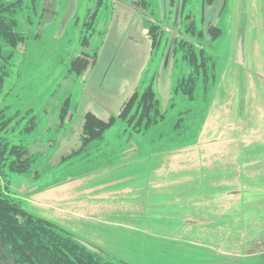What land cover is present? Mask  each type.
Returning a JSON list of instances; mask_svg holds the SVG:
<instances>
[{
  "label": "rangeland",
  "instance_id": "1",
  "mask_svg": "<svg viewBox=\"0 0 264 264\" xmlns=\"http://www.w3.org/2000/svg\"><path fill=\"white\" fill-rule=\"evenodd\" d=\"M59 1L57 19L51 23L43 21L37 25L39 17L37 18L32 10L27 9V13L22 12L19 17V29L26 35L23 47L15 50L8 47L3 52L4 55L9 54L7 60L9 65L4 69L7 72V82L4 92L0 94V107L6 108L8 116L16 115L13 123V142L17 144L22 142L25 146L34 147V150H40V154L35 157L32 164L33 172H39L36 178H33V172H7L3 178L0 177V187L2 181L8 182L11 188L23 197V192H18L23 183L28 186L45 187L58 181L66 183L69 180L79 179L86 185L77 190L78 186L69 184L66 186L69 194L64 196L67 198L73 196L75 200L79 199L78 203L69 200L55 207H61L59 209L61 212L57 213L69 218L60 223L85 243L99 246L104 258H110L120 264H249L248 260L240 259L238 262L237 257L260 251L256 244L253 246L246 244L255 236L252 232L253 225H246L238 231L235 226L240 223L239 216L231 215L230 218L225 215L226 212L233 213L236 210L229 201L237 197L235 202L240 199L242 185L237 184L240 196H234L228 191L207 198L204 194L200 196L193 194L190 188L195 186L189 181L195 179V175L200 176L204 166L209 169L222 166L227 168L228 166L224 165L240 161L237 155L241 149L247 147V129L242 125L243 118L237 117L234 109L231 112V108L234 101H239L240 85L247 87L250 86L249 80L254 81L249 72L256 71L255 68H258L261 62L263 66L260 67L264 68V39L263 42L259 40L260 34L264 38V8H261L264 0H227L221 15L218 16L217 24L222 29V33L206 46L211 62H215V66L213 65L215 71L213 70L212 73L216 74V77L212 84L211 81L206 83L199 80L194 98L184 93L182 89H179L178 93L174 91L178 85L177 75L180 73L178 69L174 70L172 76V89L166 92L161 88L163 85L161 53L164 52V46L156 51L158 54L154 55L149 67L141 73V76L138 74L139 76L134 79L136 70L132 74L126 73V76H122L131 82H122V77L113 78V89L121 92L112 101L105 103L107 108L104 109L111 114L117 112L122 103L119 104V100L126 101L136 87V90L142 94L153 79V88L157 93V99L161 102V110H166L165 118L148 128H143L145 126L143 123L139 131L130 127L131 124L127 125L117 120L106 130L102 139L91 142L84 150L69 157L67 155L70 154L71 149L77 148V140L72 142L69 149L66 148L67 133L73 124L68 121L60 124L58 113L52 114L46 105L52 102L53 97L60 100L64 91L69 92L71 111L75 114L74 120L79 116L80 111H95L98 110V106L95 101L88 102V99L84 98V85L86 86L84 82L88 84L90 80L85 81L87 77L69 74L70 64L80 49L82 34L79 33V25H72V20L66 25L67 32L64 35L60 34L63 18L71 0ZM77 1L81 12L87 6L86 3H90L88 0ZM150 2L155 17L162 19L163 6L159 0H150ZM25 3H30V0H25ZM221 5L222 0H219L207 12L209 24L215 19ZM29 6L31 8V4ZM188 8L191 9L193 18L200 20L202 0H190L186 9ZM40 9L39 3L38 13ZM253 12L256 14H251ZM25 16H30L32 25ZM109 16L102 12L99 17L108 22ZM240 31L245 38V69L240 67L236 59V43ZM140 39L144 46L141 36ZM95 40L97 43L94 41L93 46L101 44V36H95ZM137 59L139 65L145 58L139 55ZM98 77L99 74H96L94 78ZM242 102L244 104L246 100ZM216 107L223 110L220 111ZM212 110L214 111L211 113ZM111 114L105 112L101 116L108 118ZM209 115L211 116L210 133L197 145L147 156L157 153V150L164 151L197 142L206 127ZM31 116H36L38 119L35 128L23 131L27 123L31 125ZM21 117L25 119L21 121ZM53 118L57 123L51 122ZM238 119L240 122L237 125ZM219 125L221 128L217 131ZM238 128L244 129L242 131L244 136L239 138L240 140L234 138ZM236 137L238 138V135ZM224 153L229 154V157L226 158ZM63 156L67 158L62 159ZM258 158V156H250L253 160L251 164H254ZM144 168L148 170L147 176L142 170ZM128 171L133 173H127ZM142 177H145L144 194L154 195L160 188L156 198L145 196L143 205L141 200L136 198L139 190L131 193L120 189L122 192L120 193L113 189L123 187V184L118 186L106 182L115 178L117 180L114 181L115 183L128 182L134 185L137 182L136 186H138L137 184H140L138 180ZM93 184L101 186L92 189L89 186L93 187ZM111 185L113 188L110 187ZM81 189L86 191L79 195L78 191ZM170 194L175 196L170 199L171 203L178 206L189 204L182 200L185 197L198 200L193 201L194 206L190 205L181 214L178 229L165 231L164 236L152 235L154 232L152 224H144V222L159 218L160 206L165 205L164 201ZM122 195L124 197L119 199L121 201H117V197ZM131 196L133 198H129ZM16 200L32 212L42 215L46 213L47 216L55 213L37 201L28 204L24 200ZM214 202L222 204L224 207L222 213L219 210L215 213L205 211L207 206H211L210 204ZM142 207L144 214L131 212L140 211ZM93 208L94 217L97 218L95 221L91 215ZM230 220L232 222H229ZM256 232L262 234L257 229ZM153 236H159L161 240ZM226 253H232V258L225 259ZM261 259L254 257L250 261L258 264Z\"/></svg>",
  "mask_w": 264,
  "mask_h": 264
},
{
  "label": "flooded vegetation",
  "instance_id": "2",
  "mask_svg": "<svg viewBox=\"0 0 264 264\" xmlns=\"http://www.w3.org/2000/svg\"><path fill=\"white\" fill-rule=\"evenodd\" d=\"M189 1L190 0H159L160 4L163 6L164 14V17L159 20L155 17L154 10L151 8L150 0H106V2L105 0H88L90 3H86L87 6L82 12L80 11L78 1L76 0V7L73 11L74 14L70 20H72L73 26L79 25V33L82 34V40L80 49L78 50L79 52L77 50L75 51L78 53L70 64L68 70L69 74L88 77L91 73L100 70L102 76L101 86L105 91L110 92V90L113 89V78H121L127 74H132L136 70L134 79L139 76L138 74L141 76V73H144L149 67L150 61L153 59L154 55L158 54L156 51L164 46V52L162 51L161 53L163 67L162 75L164 79L161 88L166 92H169L170 89H172V76L174 75V70L178 69V73H180L177 75V93L179 89H182L184 93L190 95L195 87L198 86L197 84L199 80H203L206 83L209 81V71L207 72L206 66L207 61L210 62L211 60L210 56H208L206 46L222 33V29L209 24L207 20V12L213 8L214 3L219 0H202V15L200 20L193 18L191 9H186ZM39 3L41 4V9L38 13ZM226 3L227 0H222V5L218 11L219 16ZM29 4H31V8ZM27 9L32 10L37 18L39 17L37 25L43 21H50L48 23H51L57 19V14L60 9V1L30 0V3H25V0H0V28L2 29L4 25L9 26V34L5 29L3 30V34H0V94L4 92V87L7 82V72L4 69L9 65V62H7L9 54L4 55L3 52L5 51V48L8 47L13 48L14 50L18 48L22 49V44L26 40V35L19 29V17H21L22 12L27 13ZM102 12L103 14L110 15L108 22L100 19L99 16ZM25 17L29 24L32 25L33 21L30 19V16ZM69 21L62 23L60 34L64 35L67 32L66 25ZM11 33L16 34L18 37L15 44L12 42V39L9 40L8 38V35ZM95 36H101L102 40L101 44L96 47L93 46L95 42L97 43ZM140 36L143 38L142 40H144V46L141 43ZM139 55L145 59H142V63L138 65L137 56ZM213 70L214 67L212 68V71ZM164 77L168 80H165ZM85 81H87L86 78ZM121 81L123 82V77ZM128 81L131 82V80L124 78L125 83ZM153 82L152 79L149 82V86H147L151 90H154ZM161 82L162 81H160V84ZM84 83L87 84L86 82ZM86 87L87 86L84 85V88ZM88 87H92L96 91L95 78H92V82L88 83ZM147 87L144 92H146ZM136 89L137 87L132 92V95L134 93L135 95H131V100L133 101L137 97L136 95L138 91ZM55 98L56 97H53L52 102L47 104L46 107L50 109L52 114L55 112L58 113L59 123L65 124L68 121L73 125H77L76 127H72L67 133V149L70 148L72 142L77 140V148L71 149L69 152L70 154L67 155L69 157L82 151H79V149L83 146V130L82 132L80 131V124L74 120L75 114L71 111V98L69 92L64 91V93L61 94L60 100ZM147 102L148 109L151 110L154 107L160 109L157 113H154L156 114L154 115V118H157V116L159 117L161 112L166 114V110H161L160 101L159 103H155L153 99L148 98ZM137 109L141 111L135 112L134 116L132 119L130 118L131 120L129 119L128 123L125 121L127 125L131 124L130 127H133L135 131H137L136 129H140V125L146 117L142 106H137ZM15 116V114L8 116L6 108L2 106L0 107V152H3V156L0 159V177L2 178L7 172H33L32 164L35 161V157L40 154V150L36 151L34 150V147L25 146L22 142L18 144L13 142V123ZM111 117L114 116L110 115L107 119H101L108 121ZM23 119H25V117L20 118L21 121ZM30 120L31 125L27 123V126L23 131L25 129H27L26 131H30L35 128L38 121L37 117L31 116ZM51 122L57 123L55 118H53ZM65 151L69 150L65 149ZM65 158L67 157H62V159ZM33 174V178H36L39 175V172L34 171ZM69 184H72L71 186L74 187L78 186L77 190L86 185L80 182L79 179L75 181L69 180V182L66 183L58 181L45 185V187L28 186L23 183L18 190V192H23L22 197V195L16 193L15 189L11 188L10 183L2 181L0 193L15 201H17L16 199H20L26 201L28 204H33L37 201L40 205L47 206L52 212H55L53 215L47 216L45 215L46 213L42 215L37 212H32L31 210L26 209L20 201H17L28 214L55 223L68 235L75 237L81 244H83L82 242H84V240L80 239L79 236L61 224L62 220L69 219L65 218L64 215L57 213L61 212L59 211L61 207L55 208L58 204L66 203L69 200L78 203L79 199L75 200L73 196H70L69 198L64 197L67 196L66 194H69L64 190ZM83 191L86 190L81 189L78 191L79 195ZM30 194L31 196H29ZM71 194H73V191H71ZM93 195L95 196V194ZM35 196L38 199L35 198ZM66 210L67 208L65 211ZM53 216L55 218H53ZM18 218L19 221L23 223V217L19 215ZM87 244L97 247L102 252V249L99 246L90 243ZM83 245L87 247L85 244ZM99 255L102 256L101 254Z\"/></svg>",
  "mask_w": 264,
  "mask_h": 264
},
{
  "label": "water",
  "instance_id": "3",
  "mask_svg": "<svg viewBox=\"0 0 264 264\" xmlns=\"http://www.w3.org/2000/svg\"><path fill=\"white\" fill-rule=\"evenodd\" d=\"M75 7H76V0H71L70 5L68 6V9L66 11V14L64 15L63 22L69 21L71 19V17L74 14L73 11L75 10ZM261 8L262 9L264 8V4L261 6ZM251 14H256V12H253ZM218 16L219 15L217 13V15L215 16V19L211 21L210 24L214 26H218L217 24L219 20ZM240 29H242V27H240ZM263 39H264L263 35L260 34L259 40L262 41ZM244 46H245V38H244L243 32L240 31V34L238 36L237 43H236V54H237L236 59L238 63L240 64V67L245 69L246 60H245ZM257 63L259 64L260 62H257ZM260 66H263V62L260 63L258 68L257 67L255 68L256 71L249 72V75L254 78V81L249 80L250 86L244 87L243 85H240L239 97H238L239 101H236V102L234 101L232 108H231V112L234 109L235 115H237V117L239 118L240 117L243 118L242 125H245L247 129L246 131L247 141H248L247 147L246 149H241L237 155V158L240 161L236 163L235 161L234 162L231 161L232 162L231 164L224 165V166H228L227 168H224L222 165H219L222 167H216L215 169L214 168L209 169L206 166H204L202 167L204 170L203 172H201V175L200 176L195 175V179H192L191 181H189L195 186V187L190 188L193 190L192 191L193 194L196 193L198 196H200L201 194H204L206 195L207 198L211 197L212 195H216L221 192H228V191H230V194L234 196H240V193H239L240 191H238L237 184L240 183L242 185L243 190H242L240 199L235 202V200L238 198L237 197L236 199H231L229 201V203H231L230 205H233L236 207V210L234 208L235 211H233V213L226 212L225 215L226 217L229 216L230 218H231V215L239 216L238 218H239L240 223L235 226V229L238 231H240V229H243L246 225L247 226L249 224L253 225L252 232L255 236L252 241L250 240L246 242V244H249L250 246H253L256 244V247L260 251H255L252 254H249V255L244 254L241 257H237L238 262H240V259L243 261L248 260L249 264H254L253 261H250L254 257L262 258L261 259L262 261H260L258 264H263V257H264V243H261V242H264L263 240V236H264V68L263 67L261 68ZM96 74H99V77L95 79L96 91L92 87L89 88L88 84H86L87 87L85 88L84 98L86 97L88 99L87 100L88 102L95 101L96 105L98 106V110L80 111L79 116L75 118V122H78L80 124L79 127H80L81 132L83 130V123L85 121L86 113L92 112L97 117L104 119V117L101 115L105 114V112H107L108 115L111 114L110 111H107L106 109H104V108H107L105 106V103L112 101L115 98V96H117V94L119 95V93L121 92V90L116 91L114 89H111L110 92L104 90V88L101 86L102 76H101L100 70H97L96 72L91 73L86 78V80L89 79L90 80L89 82H92V78H94ZM166 79L167 78H165V80ZM123 82H124V78H123ZM242 100L243 101L246 100V102L243 104ZM124 102L125 101L119 100L118 103L119 104L121 103L120 107L118 108L117 112L115 111L116 113L114 112L111 115H113L114 117H117L121 111V108ZM216 109H220V108L216 107ZM222 110L223 109H220V111ZM213 111L214 110H212L211 113ZM210 119H211V116L209 115L206 127L202 130L200 139L197 142L179 146V147L169 149V150H164V151L157 150V153H153L152 155H147V156L148 157L155 156L156 154L157 155L161 154L160 152L162 153L174 152V151H178L184 148H191L197 145L199 142L203 140V138L207 136V134L210 133V129H209ZM239 122H240V119H238L237 125L239 124ZM76 126H77L76 124L73 125V127H76ZM220 128L221 126L219 125L216 128V130L219 131ZM242 131H244L243 128H238L234 138L237 140H240L239 138L244 136L243 134L244 132ZM236 135H238V138L236 137ZM238 148L240 149V147ZM224 155L226 156V158L229 157V154L224 153ZM250 156H258L259 158L256 160L254 164H251L253 160L250 159ZM142 170L144 171V173H146V176H147L148 170L146 168ZM127 173H133V171H128ZM144 173L142 174L144 175ZM145 177L144 178L142 177L141 179H139L138 182L144 184L143 179H145ZM114 181H117V180H115V178H111L110 180H107L106 182H111L118 186H120L121 184L123 185L133 184V183H128V182L127 183H123V182L115 183ZM110 187H112V185ZM123 187H125V185ZM117 189L119 188H116V189L114 188L113 190L117 191ZM187 190H188L187 191L188 193L189 189ZM118 191L122 193L120 190ZM124 191L125 192L128 191L131 193L135 192V190H124ZM157 192L154 195H150L149 193L144 194V190L142 188V192L139 191V194L137 195V197H139L140 195L143 198L145 196L146 197L150 196L153 199V198H156ZM122 197H124V195L117 197V201H119V199ZM129 198H133V197L131 196ZM171 198H175V196L170 194L168 198L166 197L164 201L165 205L160 206V212L158 216L159 218L157 220L144 222V224L145 223L152 224V227L154 229V232H152V235L164 236L163 233L165 231L178 229L180 227L179 218L181 214L184 213V211L188 209L190 205L194 206L195 203L193 201L198 200V199L190 200L185 197L182 200L186 201L187 203L189 202V204H185L184 206H178L176 204L171 203L170 201ZM204 205L205 203L203 204V206ZM210 205L211 206L208 205L207 208L205 209V211H207L208 213H211V212L215 213L218 210L220 211V213L223 212L224 207L222 206V204L214 202L213 204L211 203ZM150 209L151 207L149 208L148 213H150ZM241 211H243L244 213H242ZM135 212L136 213L138 212L139 214V210L138 211L135 210ZM190 212H192V210H190ZM255 213L257 215L256 217H255ZM229 222H232V220H230ZM205 226L209 227L208 225H205ZM256 229L262 234H258L256 232ZM153 237L157 240H161L159 236H153ZM82 243L85 244L90 250L98 252L99 254L102 255V252L97 247L91 246L85 242H82ZM260 247H263V248L260 249ZM226 255L227 256L225 257V259H231L233 256L232 253H226ZM106 259L112 260L110 258H106Z\"/></svg>",
  "mask_w": 264,
  "mask_h": 264
},
{
  "label": "trees",
  "instance_id": "4",
  "mask_svg": "<svg viewBox=\"0 0 264 264\" xmlns=\"http://www.w3.org/2000/svg\"><path fill=\"white\" fill-rule=\"evenodd\" d=\"M4 29L8 32L9 26L4 25L2 29L0 28V34H3ZM8 36L9 40L12 39L15 44L18 39L17 35L11 33ZM213 65L215 66L214 61H207L206 69L207 72L209 71L208 77L211 84L216 77V74L212 73ZM196 88L197 86L191 92V98H194ZM175 92L177 93V88H175ZM132 96L124 103L119 115L111 117L108 121L102 120L92 112L86 113L83 124V146L79 151L84 150L91 142L102 139L106 130L117 120L127 121L128 123L135 112L141 111L137 109V106H142L144 115H146L143 128L151 127L165 117V114L161 112L159 117L154 118V115H156L154 113H157L160 109L155 107V109H148V98L153 99L155 103H159L154 90L147 87L146 92L137 93L134 101L131 100ZM141 125L140 128H142ZM136 130L139 131V129ZM2 156L3 152H0V159ZM19 215L23 217V223L19 221ZM0 264L120 263L103 258L98 253L85 247L75 237L68 235L55 223L28 214L19 202L0 193Z\"/></svg>",
  "mask_w": 264,
  "mask_h": 264
},
{
  "label": "crops",
  "instance_id": "5",
  "mask_svg": "<svg viewBox=\"0 0 264 264\" xmlns=\"http://www.w3.org/2000/svg\"><path fill=\"white\" fill-rule=\"evenodd\" d=\"M124 185H125V187H119V189H117V190H120V189H122V190H135V192H136V190L142 191V188H143V185L144 184H142V183L137 184L138 186H136V184H134V185L133 184H124ZM98 186H101V185H98ZM98 186H96L94 184V186L93 187H90V188L93 189L94 187L96 188ZM64 190H66V188ZM136 198H139L141 200V204L143 205V197L140 195L139 197H136ZM119 201H121V200H119ZM92 212H93V214H91L93 216L92 219H94V221H95V220H97V218L94 217V215H95L94 214V208H93V211ZM131 212H133V211H131ZM139 212H142L143 213V209L141 208ZM134 213H136V212L134 211ZM76 214L79 215V213H76Z\"/></svg>",
  "mask_w": 264,
  "mask_h": 264
}]
</instances>
